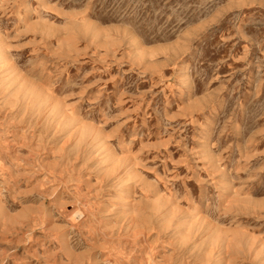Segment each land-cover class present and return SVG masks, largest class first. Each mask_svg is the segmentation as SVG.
I'll use <instances>...</instances> for the list:
<instances>
[{
	"label": "rangeland",
	"instance_id": "rangeland-1",
	"mask_svg": "<svg viewBox=\"0 0 264 264\" xmlns=\"http://www.w3.org/2000/svg\"><path fill=\"white\" fill-rule=\"evenodd\" d=\"M0 264H264V0H0Z\"/></svg>",
	"mask_w": 264,
	"mask_h": 264
},
{
	"label": "bare ground",
	"instance_id": "bare-ground-1",
	"mask_svg": "<svg viewBox=\"0 0 264 264\" xmlns=\"http://www.w3.org/2000/svg\"><path fill=\"white\" fill-rule=\"evenodd\" d=\"M120 195V194H119ZM125 202H124V204H125V206H126V211H125V215L127 216V215H129L130 214V208H129V206H130V200L129 199H125L124 200ZM72 212V211H71ZM75 212V211H74ZM73 213V212H72ZM77 213V212H76ZM74 214V213H73ZM80 214V213H79ZM70 218V217H69ZM74 219V218H73ZM141 219V218H140ZM76 220V219H75ZM76 222V221H75ZM73 224V223H72ZM139 224H140V220L136 217V218H133V219H131V221H130V227H134L135 228V230H136V228H139ZM142 230V229H141ZM135 232V231H134ZM136 234V233H135ZM140 235V234H139ZM135 236V235H134ZM104 237V236H103Z\"/></svg>",
	"mask_w": 264,
	"mask_h": 264
}]
</instances>
